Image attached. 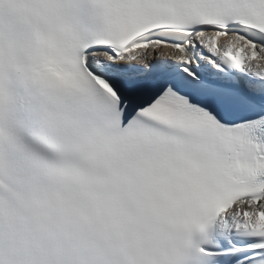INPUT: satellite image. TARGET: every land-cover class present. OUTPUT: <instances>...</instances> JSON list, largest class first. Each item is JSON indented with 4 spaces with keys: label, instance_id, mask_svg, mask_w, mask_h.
I'll use <instances>...</instances> for the list:
<instances>
[{
    "label": "snow or ice",
    "instance_id": "snow-or-ice-1",
    "mask_svg": "<svg viewBox=\"0 0 264 264\" xmlns=\"http://www.w3.org/2000/svg\"><path fill=\"white\" fill-rule=\"evenodd\" d=\"M0 264H264V0H0Z\"/></svg>",
    "mask_w": 264,
    "mask_h": 264
}]
</instances>
